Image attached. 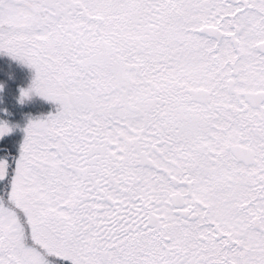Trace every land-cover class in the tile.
Here are the masks:
<instances>
[{
    "label": "snow or ice",
    "instance_id": "1",
    "mask_svg": "<svg viewBox=\"0 0 264 264\" xmlns=\"http://www.w3.org/2000/svg\"><path fill=\"white\" fill-rule=\"evenodd\" d=\"M0 54L56 105L0 158V264H264V0H0Z\"/></svg>",
    "mask_w": 264,
    "mask_h": 264
},
{
    "label": "trees",
    "instance_id": "2",
    "mask_svg": "<svg viewBox=\"0 0 264 264\" xmlns=\"http://www.w3.org/2000/svg\"><path fill=\"white\" fill-rule=\"evenodd\" d=\"M32 75L27 66L0 54V120L6 121L12 129L0 137V158L9 161L17 156L28 119L43 117L56 110V106L44 99L29 97L19 102L20 89L28 87Z\"/></svg>",
    "mask_w": 264,
    "mask_h": 264
},
{
    "label": "rangeland",
    "instance_id": "3",
    "mask_svg": "<svg viewBox=\"0 0 264 264\" xmlns=\"http://www.w3.org/2000/svg\"><path fill=\"white\" fill-rule=\"evenodd\" d=\"M31 98H37V99H39V100H41V99H43L42 97H40V96H38V95H35V94H33V95H31L30 96ZM45 100V99H44ZM45 101H47V100H45ZM47 102H50V104H52V105H54V106H56L53 102H51V101H47ZM39 117H42V116H39ZM36 118V117H35ZM23 133V137H24V132H22ZM7 134V133H6ZM0 137H2V136H0ZM23 137H22V139L20 140V142H19V146H20V144H21V142H22V140H23ZM18 152H19V149H18ZM17 156H18V153H17Z\"/></svg>",
    "mask_w": 264,
    "mask_h": 264
}]
</instances>
